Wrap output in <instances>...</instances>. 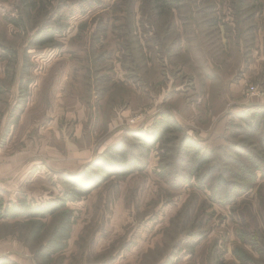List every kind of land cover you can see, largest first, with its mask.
<instances>
[{"label":"rangeland","instance_id":"obj_1","mask_svg":"<svg viewBox=\"0 0 264 264\" xmlns=\"http://www.w3.org/2000/svg\"><path fill=\"white\" fill-rule=\"evenodd\" d=\"M63 3L21 29L10 23L19 0H0V245L15 248L6 256L17 264H264V180L236 203L213 204L192 178L178 184L191 172L178 167L180 134L164 144L166 155L153 150L145 171L40 218L68 190L61 174L161 113L212 151L209 168L226 161L231 141L252 143L231 113L264 105V0H180L161 17L148 0ZM44 21L66 27L41 47ZM58 227L59 245L43 249Z\"/></svg>","mask_w":264,"mask_h":264},{"label":"trees","instance_id":"obj_2","mask_svg":"<svg viewBox=\"0 0 264 264\" xmlns=\"http://www.w3.org/2000/svg\"><path fill=\"white\" fill-rule=\"evenodd\" d=\"M148 1L159 17L165 15L176 4L180 3V0ZM249 1L255 4L262 0ZM56 2L59 3V8L65 5L63 0H19L20 17L11 19L10 23L23 29L25 28L24 20L26 17L27 19L30 18L33 13L44 14L43 17L48 16V6H53ZM65 27L63 25L54 27L44 21L40 24V28L35 35V45L41 47L50 45L57 35L64 31ZM4 51L6 55L14 54L7 48H4ZM231 114L235 120L245 127L243 129L247 131V135L253 142L246 145L231 141L225 148V153L222 154V157L226 158V161L222 164H215V166L209 168L207 165L210 162L212 151L206 150L203 143L186 133L172 113L164 112L158 116L159 119L147 128L126 130V138L119 139L106 147L96 159L86 164L80 171L61 174V181L68 187V190L63 192L64 196L62 198L56 199L53 208L51 207L48 211L42 212L40 218L44 219L47 215H54L56 212L62 211L68 203H77L87 198L113 178H127L145 171L153 150H159L161 155H166L168 151H172L166 148L164 144H171V135L173 134H180L178 138H175L178 167L191 170L190 175L184 177L183 181L178 182V184L192 182V178L199 190H209L211 192L208 200L213 204L228 206L236 203L239 197L245 195L251 189L252 184L257 181L258 177L264 180V105L248 107ZM130 137L138 145L135 148L129 147L128 139ZM161 146L162 148H160ZM216 158L217 156H214L213 161ZM259 174L261 175L259 176ZM180 177V175H177V178ZM260 200H262L264 220V196ZM14 208L19 210L18 205ZM20 215L21 213L18 212L9 216L18 217ZM6 217L5 212L0 209V219ZM28 218H35V216ZM62 231L61 228H55L49 244L43 249H48L50 245L57 247L59 245L58 236ZM204 236L205 234L201 233L199 240H203ZM0 264L17 263L10 257L0 256Z\"/></svg>","mask_w":264,"mask_h":264},{"label":"crops","instance_id":"obj_3","mask_svg":"<svg viewBox=\"0 0 264 264\" xmlns=\"http://www.w3.org/2000/svg\"><path fill=\"white\" fill-rule=\"evenodd\" d=\"M5 244H1L0 245V249L2 250V252H0V256H6L7 253L8 255L7 256H11V257H15V255H12V254H9V252L12 250V249H15V248H12L11 246L9 245H5ZM17 261V260H16ZM18 262V261H17Z\"/></svg>","mask_w":264,"mask_h":264}]
</instances>
